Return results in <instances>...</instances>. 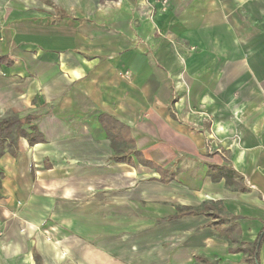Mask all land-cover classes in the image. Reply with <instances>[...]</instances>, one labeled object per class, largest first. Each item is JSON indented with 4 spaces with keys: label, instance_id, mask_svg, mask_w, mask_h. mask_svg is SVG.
Wrapping results in <instances>:
<instances>
[{
    "label": "crops",
    "instance_id": "0c3cea01",
    "mask_svg": "<svg viewBox=\"0 0 264 264\" xmlns=\"http://www.w3.org/2000/svg\"><path fill=\"white\" fill-rule=\"evenodd\" d=\"M102 114L134 143L113 141ZM9 116H32L45 141L20 137L0 158V264H36L34 251L43 264H250L264 0H0ZM217 213L236 229L213 227Z\"/></svg>",
    "mask_w": 264,
    "mask_h": 264
},
{
    "label": "trees",
    "instance_id": "16d2710c",
    "mask_svg": "<svg viewBox=\"0 0 264 264\" xmlns=\"http://www.w3.org/2000/svg\"><path fill=\"white\" fill-rule=\"evenodd\" d=\"M99 120L113 141H127L125 138L126 136H124V133H126L130 136L128 142L131 144L134 143L133 137L131 136V129L125 123L117 120L113 116H109L108 114H102L99 117ZM20 137H26L31 145L45 141L43 133L39 130L38 126L33 123L32 116H9L0 119V158L6 152L14 153L16 151ZM134 154L137 162L145 166L156 168L157 170H162L159 165L146 159L140 150H136ZM115 159L119 162H129L135 164V161L131 157H128V155L116 156ZM217 168L219 169L218 171H222V169H224L223 166H218ZM0 175L2 176L3 173L0 172ZM232 175H234V173ZM173 177L174 176L171 175L169 179H173ZM233 220L234 217L231 215H220L217 213L215 214V221H213L211 225L221 232L233 231L237 227V223ZM226 223H231L232 225L226 226ZM263 240L264 227L252 246L249 248H244V251L246 250L250 254V257L247 258V261L250 264H260L258 261V250ZM34 258L36 264H43L42 257L37 251H34Z\"/></svg>",
    "mask_w": 264,
    "mask_h": 264
},
{
    "label": "built area",
    "instance_id": "2783aa9c",
    "mask_svg": "<svg viewBox=\"0 0 264 264\" xmlns=\"http://www.w3.org/2000/svg\"><path fill=\"white\" fill-rule=\"evenodd\" d=\"M162 6V10H167L170 4V0H159ZM125 75L129 76V72H125Z\"/></svg>",
    "mask_w": 264,
    "mask_h": 264
},
{
    "label": "rangeland",
    "instance_id": "374dc122",
    "mask_svg": "<svg viewBox=\"0 0 264 264\" xmlns=\"http://www.w3.org/2000/svg\"><path fill=\"white\" fill-rule=\"evenodd\" d=\"M161 9H162V6H161ZM164 11V10H163Z\"/></svg>",
    "mask_w": 264,
    "mask_h": 264
}]
</instances>
